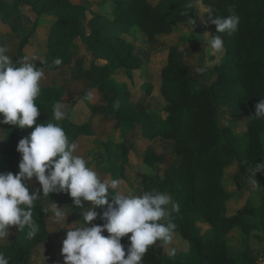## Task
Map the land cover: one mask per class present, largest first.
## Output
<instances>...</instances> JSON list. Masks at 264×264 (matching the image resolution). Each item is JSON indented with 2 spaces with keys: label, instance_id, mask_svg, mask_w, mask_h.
Segmentation results:
<instances>
[{
  "label": "trees",
  "instance_id": "1",
  "mask_svg": "<svg viewBox=\"0 0 264 264\" xmlns=\"http://www.w3.org/2000/svg\"><path fill=\"white\" fill-rule=\"evenodd\" d=\"M28 3L27 0H0V23H9L20 7ZM86 4L75 0H52L49 3L48 7L59 10L48 40L49 50L54 53L68 52L75 40L82 38L93 56L92 61L89 66L83 65L84 56L77 52L68 58L67 63L71 80L87 81L101 95L102 101L93 105L92 113L108 111L113 120L127 125L129 131L140 126L142 135L148 141L162 138L173 142L174 152L179 159L174 169L165 173L155 188L147 180L143 187L144 192L159 190L170 194L179 205L178 213L171 212V218L177 225L175 232L190 243L196 261L173 260L160 254L154 246L145 255L143 264H259L253 246L247 240L255 227L245 220V216H255L259 211V223L264 231V173L256 174L260 185L256 187L262 200L260 206L256 207L249 201L234 213L228 210L235 193L230 190L231 181L227 180V176L242 164H248L251 168L256 163H264V120L252 117L255 105L264 98V0L114 1L109 28L126 33L137 27L150 45H158L161 36L172 34L175 25L189 23L191 18L197 22L203 19L204 34L218 35L211 19L229 15L230 9L240 17L236 33L219 34L226 49L225 56L212 66V75L206 83H199L197 90H193L191 65L187 61L185 49L176 44L169 47L166 63L160 73V93L165 101L163 112L168 118L165 128L156 126L154 115L161 113L150 110L145 100L136 98L130 105L114 108L119 95L111 80L113 72L121 67L129 72L138 70L144 58L137 53L135 46L121 41L122 57L109 62L96 60L106 40L101 26L87 33ZM29 38V35L23 37L17 48L20 60L27 57L24 49ZM145 90L147 96H151L153 83H148ZM64 94V89L59 85H42L36 100L40 110L38 123L48 122L52 118V106L61 102ZM221 108L231 110L233 115L248 117L247 130L242 136L236 135L232 127L219 124L217 115ZM60 123L70 141L76 142L83 135H95L90 122L78 124L67 118ZM34 127L22 130L3 124L0 172L18 173L21 160V154L16 150L18 142L29 136ZM124 146L123 155L127 159L128 148L126 144ZM143 160L155 166L162 163L164 158L152 145H148ZM26 185L30 193L41 187L38 181L36 188ZM57 195L70 196L66 193H51L49 197ZM44 199L37 201L34 217L40 225V231L34 239L26 240L24 233L17 230L12 234L11 242L0 241V252L4 253L9 264H26L32 247L52 239L46 212L40 205ZM96 210L102 213L101 209ZM192 214H201L210 223L213 229L210 239L206 240L199 234ZM91 223L102 225L104 221L98 216ZM236 230L246 237L240 248L234 247L229 239ZM103 235L109 234L105 231ZM128 236L121 241L126 247L129 244Z\"/></svg>",
  "mask_w": 264,
  "mask_h": 264
},
{
  "label": "rangeland",
  "instance_id": "2",
  "mask_svg": "<svg viewBox=\"0 0 264 264\" xmlns=\"http://www.w3.org/2000/svg\"><path fill=\"white\" fill-rule=\"evenodd\" d=\"M13 1V0H9ZM29 3L22 5L19 12L13 15L9 23H0V45L5 46L7 55L14 61L20 60L17 48L21 39L29 35V43L24 52L31 60L37 57L45 62V76L42 85H59L64 89L65 94L60 103L64 104L68 113V119L84 124L90 122L94 128V136H81L76 141L79 145L77 155L83 156L90 167L95 170L102 180L118 179L120 190L126 194H136L142 196L144 192V181H148L152 188H155L165 173L174 169L179 159L174 152L173 142L157 138L148 141L141 131V127L129 131V127L118 123L109 116L108 111L97 114L92 113L95 103L101 102L102 98L96 88H92L87 81H74L70 79V66L67 60L77 52L84 56V64L89 66L93 59L91 52L87 49L82 38L75 40L68 52H51L48 48V40L52 30V25L57 19L59 10L48 6L52 0H27ZM79 3H87L86 31H91L96 26L103 29V38L106 40L105 46L97 53L96 60L109 62L115 58L122 57L123 52L120 46L121 41L128 45H133L138 54L144 58L142 67L138 70L129 72L125 68H117L112 75V83L118 89V99L114 108L118 109L122 105H130L136 98L145 100L150 110L159 111L161 114L154 115L157 127L165 128L168 122L167 115L163 112L165 104L160 93V73L166 63L168 49L172 45H180L186 51L187 61L191 65L190 77L194 82L193 90H197L199 83H206L212 75V66L221 61L226 49L219 53L210 54L208 39L205 36V25L202 21L193 23H180L175 25L172 34L163 35L159 38L158 45L147 43L146 37L142 32L134 27L128 32L114 31L109 28L110 19H113L115 0H75ZM157 3L160 0H151ZM62 58L60 66L52 65L54 58ZM37 61V66L42 67L41 61ZM51 65V67H48ZM198 68H203V72H198ZM153 83L154 90L151 96H147L146 88L148 83ZM93 93L92 100L86 98V93ZM219 124L222 127L231 126L236 135L242 136L247 130V116L233 115L229 109H220L217 115ZM3 134V123H0V138ZM124 144L128 148V158L125 159ZM148 145H152L157 153L163 156L164 161L155 166L144 162V154ZM145 166L153 169V175L144 173ZM248 164H242L227 176L233 191V200L229 203L230 213L236 212L246 202H251L256 207L260 206L261 193L259 189L252 185ZM26 183L36 188L37 180L33 177ZM55 203L64 208L68 215L65 220L58 223L52 216L51 211L46 212L48 230L52 237L51 240L39 243L32 247L30 254L26 258V264H64V257L61 254L63 240L69 229L79 226L82 220V209L77 208L70 196L57 195L41 201L42 209H51ZM84 208L91 207L89 202H83ZM170 207V206H169ZM260 212L255 216H245V220L255 228L251 230L247 240L253 246L254 254L259 259V264H264V231L260 226ZM197 231L204 239H210L213 229L201 214H192ZM17 227L10 228L8 239L5 243L11 242L13 233ZM241 238V239H240ZM230 243L234 247L240 248L246 237L240 230L234 231L230 235ZM157 251L173 260L196 261L195 251L190 243L182 238L180 233L175 232L172 247L176 249V256L171 257L158 246Z\"/></svg>",
  "mask_w": 264,
  "mask_h": 264
},
{
  "label": "clouds",
  "instance_id": "3",
  "mask_svg": "<svg viewBox=\"0 0 264 264\" xmlns=\"http://www.w3.org/2000/svg\"><path fill=\"white\" fill-rule=\"evenodd\" d=\"M229 12L227 16L211 19L219 34L232 35L238 31L240 17L233 9ZM189 23L195 24V21L191 18ZM219 34H205L210 37L207 41L210 54L223 51ZM7 51L0 45V114L3 117L0 123L22 130L35 127L18 142L16 150L21 154L18 173L0 172V241L8 239L11 227L24 233L26 240L34 239L40 231L34 217L37 201L49 198L51 193H66L82 209V220L79 226L67 231L63 240L64 264H143L145 255L157 242L165 253L175 257L176 249L171 245L177 225L171 212L178 213L179 205L172 196L159 190L145 191L142 196L126 194L120 190L118 179L102 180L87 160L76 154L78 143L66 135L60 123L68 118L64 104L56 102L52 106L53 114L48 122L37 121L40 110L36 100L41 93L45 62L37 57L14 61ZM38 60L42 67L37 66ZM62 63L60 57L52 61L57 67ZM86 98L92 100L93 93L87 92ZM252 117L264 120V98L255 105ZM249 171L248 181L260 186L256 174L264 173V163H256ZM144 173L153 175L154 171L145 166ZM33 177L41 187L30 193L26 181ZM83 202H89L91 207L84 208ZM44 211H51L58 223L68 215L55 203ZM98 216L104 223H91ZM105 231L109 235H103ZM125 236L129 240L127 247L121 242ZM0 264H9L3 252H0Z\"/></svg>",
  "mask_w": 264,
  "mask_h": 264
},
{
  "label": "crops",
  "instance_id": "4",
  "mask_svg": "<svg viewBox=\"0 0 264 264\" xmlns=\"http://www.w3.org/2000/svg\"><path fill=\"white\" fill-rule=\"evenodd\" d=\"M177 25H179V24H177ZM77 39H78V38H77ZM77 39H76V40H77ZM245 116H246V115H245ZM247 123H248V117H247ZM230 127H231V126H230ZM232 128H233V127H232ZM233 129H234V128H233Z\"/></svg>",
  "mask_w": 264,
  "mask_h": 264
}]
</instances>
